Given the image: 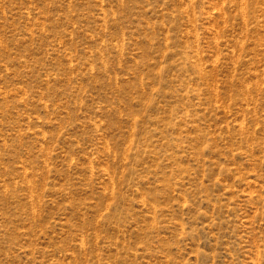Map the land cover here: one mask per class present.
<instances>
[{
    "label": "rangeland",
    "instance_id": "374dc122",
    "mask_svg": "<svg viewBox=\"0 0 264 264\" xmlns=\"http://www.w3.org/2000/svg\"><path fill=\"white\" fill-rule=\"evenodd\" d=\"M0 264H264V0H0Z\"/></svg>",
    "mask_w": 264,
    "mask_h": 264
}]
</instances>
